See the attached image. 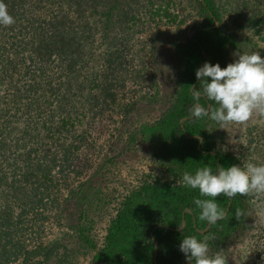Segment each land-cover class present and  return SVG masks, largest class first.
Segmentation results:
<instances>
[{"label": "trees", "instance_id": "obj_1", "mask_svg": "<svg viewBox=\"0 0 264 264\" xmlns=\"http://www.w3.org/2000/svg\"><path fill=\"white\" fill-rule=\"evenodd\" d=\"M3 2L15 22L0 25V208H14V203L21 208L27 182L40 175L48 180L53 170L60 172L54 161L57 156L50 148L59 145L61 152L57 153L63 159L73 148L82 147L87 129H78L83 124L78 109L85 105L92 109L107 99L114 101L112 85H117L116 74L121 72L138 82L145 81L147 86L138 99L123 106L125 114H133L131 119L125 116V129L126 122L129 129L131 122L138 120L128 140L132 142L139 135L167 179L143 182L124 196L101 246L92 239L83 220L92 198L99 195V185L89 179L77 190L68 191L62 210L67 212L65 219L78 246L93 251L90 264H189L179 248L186 236L206 242L210 257L223 251L227 264L234 263L226 249L248 236L253 238L254 247L242 256L254 253V259L264 264V225L253 220L264 212L260 207L264 198L237 195L230 200L221 195L216 203L227 215L209 225L199 220L200 209L194 204L195 199L208 198L178 183L185 172L195 174L205 166L216 174L218 167L264 164V118L254 116L246 127L250 141H255L252 152L243 144H235V149L224 146L226 136L239 135V126L223 129L208 116H191L197 103L206 110L218 107L203 96L199 101L192 96L193 86L202 90L195 73L205 62L224 68L233 62L231 52L251 54L252 49L264 58V0ZM192 16L196 19L181 29L180 25ZM163 24L177 28L166 31L161 28ZM136 34L144 40L139 41L140 47L127 62L124 52L132 50L130 41ZM96 38L108 47L102 75L106 81L98 73H85L79 83L80 71ZM137 56L139 65L134 66L130 60ZM164 59H168L166 72L171 75L166 90L158 83V76L166 73ZM79 91H86V99L77 102L71 95ZM163 103L157 119L141 125L139 109ZM63 132L68 142H57ZM46 161L49 165L45 167ZM28 201L35 204L33 199ZM237 211L241 213L239 219ZM10 222L9 212H1L3 257L9 256L10 248L21 253L20 241H10ZM73 248L60 240L37 245L25 252L19 264H69ZM39 256L41 259L35 260Z\"/></svg>", "mask_w": 264, "mask_h": 264}, {"label": "rangeland", "instance_id": "obj_2", "mask_svg": "<svg viewBox=\"0 0 264 264\" xmlns=\"http://www.w3.org/2000/svg\"><path fill=\"white\" fill-rule=\"evenodd\" d=\"M195 19L196 16L187 19L185 23L180 25L181 29ZM231 26L235 27L233 24ZM161 28L166 31H174L177 25L171 27L163 24ZM140 40H144V37L139 36V34H136L131 39L132 50L124 52L127 62L130 59L129 57L135 53V50L140 47ZM101 42L102 39L96 38L91 49H89L90 52L87 51L89 54L86 63L83 65L82 72L80 71L79 83H82L85 73H98L99 76L104 78L102 76L105 73L103 59L107 56L108 50L106 51V49L108 47L106 43ZM252 52H254L253 49ZM231 53L232 61L234 62L238 56L234 55V52ZM132 60L130 62L134 66L139 65L140 59L138 60V56L132 58ZM167 61L168 59L163 61L165 72L168 65ZM116 75H118L116 78L117 85H112L113 90H111L115 94L114 101L107 99L103 102L100 101L98 106L92 109L89 105L78 109L82 111L79 116L83 123L78 129L80 131L83 128L87 129V140L82 143V147L78 150L73 148L69 153V157L63 159L61 158L62 155L60 157L58 154L61 152L58 148L59 145L50 148L51 153L57 156L54 161H56L55 165L60 167V172L56 173L53 170L48 180L43 178V175H40V177L27 182L24 191L21 190V208L17 203L12 205L14 208L18 207L16 210L11 206L0 208V213L9 212L11 216V226L10 228L8 227L12 234L10 241H20L21 243L20 254L10 248L12 252H10L9 256L3 257V254H1L3 250H0V264H19L20 260L22 263L26 251L33 249L37 245H45L55 240H60L70 249L75 248H73V254H70L69 264H90L93 251L86 252V250L78 246L79 243L74 238V232L69 228L67 225L68 221L65 219L64 213L66 214L67 212L62 210L68 191L71 189L77 190L81 183L89 181V179L90 183L99 185V195L97 198H92L89 203L90 207L85 211L86 217L83 220H85V225L89 228L92 239L97 242H95L97 246H101L102 242L100 241L106 233L109 222L115 217L117 209L120 208L124 196L143 182L152 181L154 178L167 179V175L158 165L157 158L152 154L144 140L139 135L132 142L128 140L129 132L138 120L135 121L134 119L129 129H127L128 125L126 122V129L124 128L125 116L127 119H131L133 114L132 112L125 114L126 111L123 110V106L134 99H138L147 90L146 83L145 81L142 83L138 82L136 79L130 78L129 75L124 76L121 72ZM110 76L112 77V75ZM112 78H115L114 75ZM103 81H106V79L104 78ZM158 83L164 90L168 89L169 85H171L170 73L166 72L164 75L158 76ZM85 92L79 91L71 95V97L73 100L77 99V102L83 101V99H86ZM163 106L164 103L139 109V114L142 116L139 120H142L141 125L143 121L151 123L157 119ZM102 108L103 111L100 113ZM247 126L248 124L237 127V129H240L237 137H233L232 134L226 136V144L224 146L231 145V148L235 149V144H243L244 147L248 146L249 150L254 152L251 146L255 144V141H250ZM64 133L66 134V132H63L61 134L62 138L57 139V142H68V140L65 141L64 139L66 138ZM33 157L38 161L37 154L34 153ZM48 162H45V167L49 165ZM31 193L36 194L32 196ZM28 199H33L35 204L29 205ZM0 204H2L1 201ZM258 215L253 218L254 224L257 222L264 225V212ZM251 232H254V230L249 233ZM252 241L253 238H248L247 236L242 243L230 245L226 249L227 256L230 255V257L228 256L229 259L234 264H262L254 259V253L248 252L245 258L242 256L245 250L251 251V247H254ZM16 255L17 257L15 258ZM39 259H41L40 256L35 260Z\"/></svg>", "mask_w": 264, "mask_h": 264}, {"label": "clouds", "instance_id": "obj_3", "mask_svg": "<svg viewBox=\"0 0 264 264\" xmlns=\"http://www.w3.org/2000/svg\"><path fill=\"white\" fill-rule=\"evenodd\" d=\"M14 22L7 5L0 0V25L10 26ZM234 55L238 58L224 68L218 63L213 65L205 62L196 70L202 90L198 91L193 86V98L199 101L203 96L214 101L218 107L206 110L197 103L191 109L192 117L199 119L208 116L223 129L228 125L245 126L254 116L264 118V58L259 52ZM178 183L197 189L201 197L208 198L195 199L194 204L200 209L199 220L214 225L227 215L216 203L217 197L223 195L230 200L237 195L264 198V164L248 162L244 167H218L216 174L205 166L197 169L195 174L185 172L182 182ZM260 207L264 211V200ZM240 215L237 211L236 218L239 219ZM179 248L189 264L193 261L195 264H227L223 251L210 257L208 244L198 241L195 236H186Z\"/></svg>", "mask_w": 264, "mask_h": 264}, {"label": "water", "instance_id": "obj_4", "mask_svg": "<svg viewBox=\"0 0 264 264\" xmlns=\"http://www.w3.org/2000/svg\"><path fill=\"white\" fill-rule=\"evenodd\" d=\"M155 251H156V249H155Z\"/></svg>", "mask_w": 264, "mask_h": 264}, {"label": "built area", "instance_id": "obj_5", "mask_svg": "<svg viewBox=\"0 0 264 264\" xmlns=\"http://www.w3.org/2000/svg\"><path fill=\"white\" fill-rule=\"evenodd\" d=\"M101 242V241H100Z\"/></svg>", "mask_w": 264, "mask_h": 264}]
</instances>
